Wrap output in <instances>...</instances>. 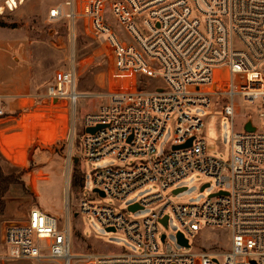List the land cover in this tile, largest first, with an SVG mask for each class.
<instances>
[{
  "label": "built area",
  "instance_id": "1",
  "mask_svg": "<svg viewBox=\"0 0 264 264\" xmlns=\"http://www.w3.org/2000/svg\"><path fill=\"white\" fill-rule=\"evenodd\" d=\"M109 12L124 35L112 26ZM49 17L66 19L73 33L81 21L88 36L110 48L120 81L90 94L101 99L98 109L77 118L74 61L56 71L44 96L50 105L68 101L73 113L67 196L78 154L99 164L92 170L90 193L78 197L77 214L93 215L124 240L116 251L73 253L67 197L63 221L34 207L26 220L7 225L8 256L60 264H264V128L248 114L240 130L232 129L228 157L209 151L201 135L204 110L222 105L233 120L238 96L264 120V0H66L50 9ZM148 78L163 83L144 89ZM7 113L2 103L0 116ZM171 121L172 147L159 155L157 146ZM78 122L80 150L75 148ZM248 122L254 129L245 128ZM192 137L191 145L174 148ZM193 174L203 178L202 192L213 187L205 199L184 202L166 194L180 187L186 189L177 194L186 191L182 184ZM154 185V192L129 204L140 208L127 206L132 213L152 207L148 214L133 217L121 208L133 192ZM171 217L179 225L176 241L167 240L164 231ZM208 228L228 232L226 248H206L201 239Z\"/></svg>",
  "mask_w": 264,
  "mask_h": 264
},
{
  "label": "rangeland",
  "instance_id": "2",
  "mask_svg": "<svg viewBox=\"0 0 264 264\" xmlns=\"http://www.w3.org/2000/svg\"><path fill=\"white\" fill-rule=\"evenodd\" d=\"M65 1L0 0V25L6 29L0 34L17 33L19 35L13 37V34L11 39L21 38L18 47L27 52L35 73L36 84L40 87L38 90L40 96L37 97L35 105L29 107L31 103L25 102L17 111L8 112L5 116L9 118L3 125L11 128L3 134L0 133V168L3 174L15 176V181L3 197L5 208H0V264H60L55 261L36 262L31 259L9 257V249L4 245L3 232L5 223L10 217L23 212L29 213L34 207L42 208L62 218L63 221L66 216L67 197L72 214L71 248L73 253L116 251L122 246L124 240L122 234L109 232L93 215L77 214L78 197L90 193L92 170L99 167V164L87 163L82 155L78 154L80 161L77 162L78 166L73 167L72 177L74 178L75 173L82 175L81 168L85 170L83 176L85 188H81L82 180L77 185L71 184L72 188L67 196V151L73 127V113L66 100H58L50 105L49 100L44 96L47 87L54 82L58 69L69 67L74 61L77 76L76 91L80 94L76 98L75 111L77 118H82L84 114L98 109L101 105V99L90 94L105 92L114 82L118 84L120 80L115 75L110 48L105 42H98L88 36L81 21H77L76 30L73 33L66 19L61 21L50 19V9ZM8 3L12 8L8 6ZM109 19L114 29L124 35L125 31L115 20L113 12H109ZM104 39L105 36L102 40ZM162 83L161 78H148L144 79L143 86L144 89L151 90L154 85ZM234 101L233 120L230 116L224 115L222 105L220 107L212 105L203 113L204 126L201 135L207 141V149L223 157H228L229 154L232 129L240 130L248 114L253 115L261 129L264 128V120H258L256 110L251 104L241 96L236 97ZM174 126L173 121L168 123L157 146L159 155L171 149L175 133ZM81 128L82 124L78 122L75 148L79 150L82 147ZM202 179L199 174H193L182 184L188 186L186 191L175 195L171 193V189L166 194L178 201H202L213 189L211 187L202 192ZM156 188L157 186L154 185L151 188L143 187L136 190L127 200L121 202V208L133 217L148 214L152 207L132 213L127 206L138 198L154 192ZM178 229L177 221L171 217L169 225L164 229L167 240L176 241ZM209 238L222 245L209 242ZM201 242L209 250H222L227 246L225 243H229V234L224 229L208 228L204 230ZM125 244L129 246L128 243ZM2 258L5 260L2 261Z\"/></svg>",
  "mask_w": 264,
  "mask_h": 264
},
{
  "label": "crops",
  "instance_id": "3",
  "mask_svg": "<svg viewBox=\"0 0 264 264\" xmlns=\"http://www.w3.org/2000/svg\"><path fill=\"white\" fill-rule=\"evenodd\" d=\"M3 30L6 29L0 25V32H3ZM10 34H0V105L3 103L4 109L7 112L17 111L23 107L25 102L31 103L29 107L34 106L37 97L40 96L38 92L40 87L36 84L35 73L32 63L29 62V56L24 49L18 47L21 38L16 40L11 39L13 34V37L19 35L17 33ZM7 118L9 117L0 116V133L2 134L11 128L10 126L6 127L3 125ZM28 214V212H23L10 217L5 223V228L13 222L26 220ZM22 217L24 218L21 219ZM3 258L1 259L2 261L5 260Z\"/></svg>",
  "mask_w": 264,
  "mask_h": 264
},
{
  "label": "trees",
  "instance_id": "4",
  "mask_svg": "<svg viewBox=\"0 0 264 264\" xmlns=\"http://www.w3.org/2000/svg\"><path fill=\"white\" fill-rule=\"evenodd\" d=\"M78 166V164H75V167ZM82 175L75 173L74 178L72 177V184L77 185L81 182ZM15 181V176L13 175H5L3 174L1 168H0V208H5V200L3 197L9 190L10 185Z\"/></svg>",
  "mask_w": 264,
  "mask_h": 264
},
{
  "label": "water",
  "instance_id": "5",
  "mask_svg": "<svg viewBox=\"0 0 264 264\" xmlns=\"http://www.w3.org/2000/svg\"><path fill=\"white\" fill-rule=\"evenodd\" d=\"M245 128H246L247 130H252V129H254V127L251 125V122H248ZM93 130H94V128H90V129H88V131H93ZM192 140H193V137L190 138V139L188 140L187 143H185V144H183V145L174 146V148H179V147H184V146L191 145ZM75 162H78V158H75ZM207 185H208V184H207ZM204 188H205V187H203L202 190H204ZM184 189H186V187H180V188H177V189L174 190V193L177 194L178 192H180V191H182V190H184ZM140 207H141V206H140L138 203H134V204L129 205V209L132 210V211H135L136 209H138V208H140ZM163 221H164L165 224H167L168 217L166 216V217L164 218ZM16 223H17V222H13V223H11V224H16ZM178 236H179V241H180L181 243H184L185 245H188V240L185 239V238L183 237L182 233H179ZM163 238H164V236H163Z\"/></svg>",
  "mask_w": 264,
  "mask_h": 264
}]
</instances>
